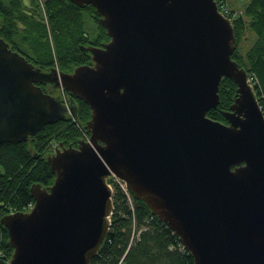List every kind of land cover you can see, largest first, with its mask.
<instances>
[{
	"label": "water",
	"instance_id": "95a60500",
	"mask_svg": "<svg viewBox=\"0 0 264 264\" xmlns=\"http://www.w3.org/2000/svg\"><path fill=\"white\" fill-rule=\"evenodd\" d=\"M93 4L110 40L91 63L43 70L0 36V144L61 119L66 106L37 81L92 109L91 142H63L56 173L34 183L30 210L3 215L9 264H91L111 227V172L179 235L195 264H264V111L232 57L233 22L216 0H72ZM238 84L224 110V77ZM77 114L76 106L72 105Z\"/></svg>",
	"mask_w": 264,
	"mask_h": 264
},
{
	"label": "trees",
	"instance_id": "16d2710c",
	"mask_svg": "<svg viewBox=\"0 0 264 264\" xmlns=\"http://www.w3.org/2000/svg\"><path fill=\"white\" fill-rule=\"evenodd\" d=\"M216 1L219 6L224 1L231 9L236 8L231 0ZM240 9L242 14L233 19L236 47L232 57L258 77L254 90L264 111V0H248ZM99 15L93 4L80 6L72 0H44L42 4L39 0H0V33L15 38L28 58L43 70L51 64L72 71L78 65L91 63V52L83 45H97L110 38ZM86 21L92 25L89 27ZM51 88L53 85L48 84ZM237 88L233 78L224 77L219 88L220 102L208 115L228 122L224 110L234 102ZM67 92L76 106L77 120L85 126L92 115L91 106L82 97ZM81 136L79 125L64 113L61 119L46 124L21 143L0 144V219L5 211L27 209L35 201L32 184L39 182L48 187L54 182L56 173L47 160L51 144L77 145ZM113 199L110 230L91 264H195L189 249L182 247L179 235L144 200L132 195L131 204L121 187H116ZM0 248L12 256L9 231L1 221Z\"/></svg>",
	"mask_w": 264,
	"mask_h": 264
},
{
	"label": "built area",
	"instance_id": "2783aa9c",
	"mask_svg": "<svg viewBox=\"0 0 264 264\" xmlns=\"http://www.w3.org/2000/svg\"><path fill=\"white\" fill-rule=\"evenodd\" d=\"M219 8H220L221 12L224 13L227 17H229L230 20H232V21H233V19L237 18L238 16H240L242 14V10L231 9L230 7H228L225 4L224 1L220 2ZM247 80L252 87H254L259 82L258 77L254 73H252V74L248 73ZM62 92H63V101H64L65 106L67 108V112L70 114L71 117H73L74 122L76 124H78L80 127V130L82 132L81 139H84V140L91 142V133L89 132V130L85 126H83L79 122V120H77L76 116L74 115L73 108L71 105V100H70L69 95L66 92L64 87H62ZM56 146L57 147L59 146V144L56 142H53L51 144L52 151L56 149ZM107 182H108V185L111 188L113 194H114L116 187H121L125 191V193L128 195L130 203L131 204L133 203L131 190L129 189L127 182L124 179L119 177L116 173L111 172V174H109L107 177ZM33 205H34L33 202L29 203L28 209L33 207ZM182 247L187 248V246L184 244V242H182ZM10 260H11V257L6 253V251L4 249L0 248V264H9Z\"/></svg>",
	"mask_w": 264,
	"mask_h": 264
},
{
	"label": "flooded vegetation",
	"instance_id": "af4514ba",
	"mask_svg": "<svg viewBox=\"0 0 264 264\" xmlns=\"http://www.w3.org/2000/svg\"><path fill=\"white\" fill-rule=\"evenodd\" d=\"M26 1V0H24ZM26 11H28L29 13H31V11L29 9H24ZM99 18H100V15H99ZM92 19V18H91ZM89 23V22H88ZM90 25H92L91 23H89ZM90 27V26H89ZM98 32V28L96 27L95 28V33ZM0 36H2L8 43H9V47H11L13 50H17L19 51L20 53L24 54L27 58H28V54L26 53V50L24 49V47L15 39V38H10L9 36L5 35L4 33H0ZM110 38L108 40H102V42H100V44H97V46H102L103 43L109 41ZM26 42V41H24ZM91 45V44H89ZM29 59V58H28ZM30 60V59H29ZM32 61V60H30ZM33 62V61H32ZM36 66L38 67H41L40 65H37L35 62H33ZM41 65H44V64H41ZM46 66V65H45ZM43 67V66H42ZM46 68L49 70L53 69L54 66L53 65H47ZM45 69V70H47ZM59 70H61L59 67H58ZM37 84L40 85L44 90L47 88L48 89V84H52L53 85V88L51 89H48V90H45L46 92L48 93H51L53 95H55L57 93V87H55V85L53 83H49V82H46V81H37ZM8 142V141H7ZM9 142H14V143H21L23 141H9ZM23 211H25L26 209H22ZM16 211H20L19 209H10L9 211H5L4 215L7 214V213H11V212H16Z\"/></svg>",
	"mask_w": 264,
	"mask_h": 264
},
{
	"label": "rangeland",
	"instance_id": "374dc122",
	"mask_svg": "<svg viewBox=\"0 0 264 264\" xmlns=\"http://www.w3.org/2000/svg\"><path fill=\"white\" fill-rule=\"evenodd\" d=\"M39 2H40V4H42V3L44 2V0H39ZM247 2H248V0H231L230 3H231V5L236 6L235 9L242 10V9H240V8H243V5H244L245 3H247ZM86 23H87L88 26H89V23H88L87 21H86ZM56 68H58V67H56ZM56 89H57V93H56L54 96H56L57 99L65 105V103H64V101H63L62 86H59V87H57ZM66 113H68V112L66 111ZM68 114H69V113H68ZM69 115H70V114H69Z\"/></svg>",
	"mask_w": 264,
	"mask_h": 264
},
{
	"label": "bare ground",
	"instance_id": "6f19581e",
	"mask_svg": "<svg viewBox=\"0 0 264 264\" xmlns=\"http://www.w3.org/2000/svg\"><path fill=\"white\" fill-rule=\"evenodd\" d=\"M182 240V239H181ZM183 242V241H182Z\"/></svg>",
	"mask_w": 264,
	"mask_h": 264
}]
</instances>
